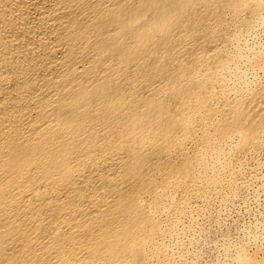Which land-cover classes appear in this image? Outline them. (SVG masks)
<instances>
[{"label": "bare ground", "instance_id": "obj_1", "mask_svg": "<svg viewBox=\"0 0 264 264\" xmlns=\"http://www.w3.org/2000/svg\"><path fill=\"white\" fill-rule=\"evenodd\" d=\"M262 26L264 0H0V264H171L264 178Z\"/></svg>", "mask_w": 264, "mask_h": 264}, {"label": "rangeland", "instance_id": "obj_2", "mask_svg": "<svg viewBox=\"0 0 264 264\" xmlns=\"http://www.w3.org/2000/svg\"><path fill=\"white\" fill-rule=\"evenodd\" d=\"M262 28V29H261ZM259 30H260V32H259ZM262 30H264V26H262V27H260V29L259 28H257V31H256V29L249 35V37H247V48H249V46H250V49H246L245 50V53H246V51H253V50H263L264 49V36H263V34L264 33H262V32H264V31H262ZM262 31V32H261ZM257 35V37L258 36H260V37H256V35ZM259 34V35H258ZM262 34V35H261ZM253 35H255L254 37H252L251 38V36H253ZM256 37V38H255ZM249 38V39H248ZM260 39V40H259ZM250 40H252V41H250ZM254 40H256V41H254ZM258 40V41H257ZM252 42V43H251ZM259 42V43H258ZM260 42H261V44H260ZM257 43H258V45H257ZM251 44V45H250ZM263 44V45H262ZM253 45H255V47L253 46ZM262 46V47H261ZM260 47V48H259ZM252 48H254V49H252ZM247 52V54H249ZM251 53V52H250ZM258 75H260L261 76V74H258ZM254 78H252V77H250V80H253ZM263 166V167H262ZM261 167L259 166V168L256 170V173H257V175H259V177H261V178H263V176H264V165H262ZM248 169V168H247ZM246 169V170H247ZM260 169V170H259ZM263 170V171H262ZM244 171V172H243ZM242 172L240 171L239 172V174L237 175V180H239L238 182H237V180L235 179V181H236V183H237V190H236V188H235V190H234V192L232 193V195H229V197L228 196H225V197H223L222 196V201L224 200L225 201V203H224V201L222 202L221 201V199H218V202L216 201V200H212L213 201V203H212V201H210L208 204H209V207H213V209L212 208H208V205L203 209V212H201V214H199V215H197L198 217H200L199 219L197 218V216L196 217H194V219L192 220V222H193V225H194V227L193 228H195V229H193L192 227L190 228L191 230L189 231H186V227L187 226H185L184 228H185V230L183 231V233H181L179 236V240H177V244L175 245V247L173 248L174 249V251H173V255H172V257H174V260H171V264H236V262L234 261V259H235V257H233L235 254H236V251L238 250V251H241V249L243 250L244 249V251H245V253H246V251H247V255L249 256L250 254H253L252 252H254L255 251V249H256V247H258V246H260V244H261V248H263L264 247V240H263V237H264V223H262L261 225H260V223L261 222H264V192L263 191H261V190H263L264 189V178H263V180H261L260 178H258L257 179V177H253L251 174H249V172H248V175H247V171H245V170H243ZM258 171L260 172V174L258 173ZM242 173H244V174H242ZM246 174V175H245ZM261 174H263V176L261 175ZM240 175V176H239ZM241 175H243V177H241ZM245 177V178H244ZM254 178V179H252V178ZM240 178V179H239ZM241 178H243V179H241ZM251 178V179H250ZM248 180L249 179V182L247 181V184H246V180ZM241 180H243V181H241ZM252 180V181H251ZM244 182V183H243ZM255 182H257V184L255 183ZM244 184V185H242V184ZM240 184L242 185L241 187V189L239 190V188L238 187H240ZM251 184V185H250ZM263 184V185H262ZM260 185H262L261 187H263V189H260ZM244 187H247V191L249 190L250 191V193L249 192H247L246 191V188H244ZM250 188V189H249ZM255 188V189H254ZM242 189H243V191H242ZM245 189V190H244ZM259 191V192H258ZM237 192V193H236ZM244 192V193H243ZM246 192V193H245ZM263 192V193H262ZM235 193V194H234ZM249 193V194H248ZM236 194H238L237 195V197H236ZM243 194V195H242ZM263 194V195H262ZM234 195V196H233ZM252 195H254V196H252ZM234 198H233V197ZM236 197V198H235ZM252 197H254V198H252ZM257 197V198H256ZM225 198H229L230 200H232V201H230L229 199H225ZM246 199V200H245ZM254 199V200H253ZM255 199H257V201L255 200ZM226 200H227V202H228V204H227V202H226ZM237 200V201H236ZM222 204H221V203ZM230 202L232 203V204H230ZM211 203V204H210ZM214 203H216V204H214ZM218 203V204H217ZM224 203V204H223ZM235 203V204H234ZM245 203H246V205H245ZM260 203V204H259ZM221 204V205H220ZM225 204H227V206L225 205ZM215 205V206H214ZM217 205H218V207H217ZM223 205H224V207L226 208H224L223 207ZM230 207H229V206ZM234 205V206H233ZM244 205V206H243ZM220 206V207H219ZM221 207H223V209H225V210H223V209H221ZM228 207V208H227ZM210 209H212V210H210ZM216 209L218 210V211H216ZM221 209V210H220ZM204 210H206L209 214H207V212L206 211H204ZM211 211V213H210V211ZM205 212H206V215H205ZM203 213V214H202ZM212 213L213 214H215V215H212ZM211 214V215H210ZM210 217H209V216ZM202 216H204V218L202 217ZM202 217V218H201ZM213 217V218H212ZM195 218H197L196 219V221H195ZM211 219L210 220V222H208L209 220L208 219ZM201 219H203V220H201ZM207 219V221H205ZM259 219V220H258ZM262 219V220H261ZM198 220V221H197ZM202 221V223H200ZM204 221V222H203ZM261 221V222H260ZM208 222V223H207ZM257 222H258V225H257ZM260 222V223H259ZM194 223H197V224H194ZM204 224H206V225H204ZM255 224V225H254ZM196 225V226H195ZM254 225V227H252ZM204 226H206L204 229L202 228V227H204ZM260 228H259V227ZM196 227H200L202 230H200V228L198 229V228H196ZM262 227V228H261ZM250 228V229H249ZM256 228V229H255ZM257 228L259 229V230H257ZM188 229V228H187ZM192 229L194 230V231H192ZM247 229H249V232L247 231ZM256 230V233H254L255 232V230ZM260 229H262V231L260 230ZM195 230H198V231H195ZM251 230V231H250ZM200 231V232H199ZM204 231V232H203ZM260 231L261 232H263V233H260ZM184 232H186V233H184ZM188 232V233H187ZM190 232V233H189ZM194 232V233H193ZM248 232V233H247ZM252 234H251V233ZM192 233V234H191ZM196 233H199V234H197V235H199V236H197L196 235ZM200 233H201V235H200ZM245 233H246V236H245ZM254 233V234H253ZM187 234V235H186ZM191 234V235H190ZM195 234V235H194ZM247 234L249 235V236H247ZM252 236H251V235ZM255 234H260L259 235V237H257V235L255 236ZM262 234V235H261ZM182 235H184V238H182V239H184V242H183V240L181 239V237H183ZM193 235V236H192ZM188 236V237H187ZM201 236V237H200ZM256 238H255V237ZM191 237H192V239H191ZM199 237V240L200 239H202V240H200L199 242H198V239L197 238ZM246 239H245V238ZM251 237H253L254 238V240L255 239H257L258 241L257 242H254V240H252L253 238H251ZM260 237H262V238H260ZM243 238V240L245 239V241H243V240H240V239H242ZM260 238V239H259ZM189 241H187V240ZM197 239V240H196ZM251 241H250V240ZM182 240V241H181ZM193 240H195V242L199 245H196V243H194V241ZM262 240V241H261ZM180 241V242H179ZM234 241H238V242H234ZM241 241L242 242H244V243H246L247 244V246H245L246 244H244L243 243V245H242V243H241ZM194 243V244H191V243ZM247 242H249V243H247ZM263 242V243H262ZM187 243H188V245H187ZM190 243V244H189ZM199 243H201V244H199ZM251 243H253V244H251ZM259 245H258V244ZM241 244L242 245V247H241V245H240V249H239V245ZM254 244H255V246H254ZM257 244V245H256ZM183 245H185V246H183ZM213 245H215L214 247H213ZM234 245H236V248H235V246ZM238 245V246H237ZM251 245H253V246H251ZM182 246V247H181ZM228 246H230L229 248H227ZM251 246V247H250ZM178 247H180V249L178 248ZM249 247V248H248ZM255 247V248H254ZM177 248V249H176ZM182 248V249H181ZM227 248V249H226ZM245 248H247V249H245ZM253 248V249H252ZM179 252V250H180V252L179 253H177V251ZM229 249V250H228ZM234 251H233V250ZM237 249V250H236ZM250 249H252V250H250ZM231 250V251H230ZM250 250V251H249ZM237 251V252H238ZM184 252V253H183ZM234 252V253H233ZM177 255H176V254ZM183 253V254H182ZM232 253H233V256H232ZM250 253V254H249ZM174 254H175V256H174ZM178 254H179V256L181 255L182 257L181 258H179V256H178ZM171 257V259H173ZM178 258V259H177ZM177 260V261H176ZM179 260V261H178ZM176 261V262H175ZM173 262V263H172Z\"/></svg>", "mask_w": 264, "mask_h": 264}]
</instances>
